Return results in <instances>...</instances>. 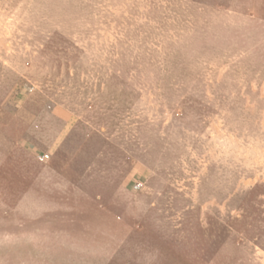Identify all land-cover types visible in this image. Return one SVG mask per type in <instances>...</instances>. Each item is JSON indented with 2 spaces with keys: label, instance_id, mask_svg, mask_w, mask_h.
<instances>
[{
  "label": "rangeland",
  "instance_id": "obj_1",
  "mask_svg": "<svg viewBox=\"0 0 264 264\" xmlns=\"http://www.w3.org/2000/svg\"><path fill=\"white\" fill-rule=\"evenodd\" d=\"M0 264H264V0H0Z\"/></svg>",
  "mask_w": 264,
  "mask_h": 264
},
{
  "label": "built area",
  "instance_id": "obj_2",
  "mask_svg": "<svg viewBox=\"0 0 264 264\" xmlns=\"http://www.w3.org/2000/svg\"><path fill=\"white\" fill-rule=\"evenodd\" d=\"M46 158H48V155L47 154H44V155L40 156V159L41 160H45ZM137 187H139V185H137Z\"/></svg>",
  "mask_w": 264,
  "mask_h": 264
}]
</instances>
